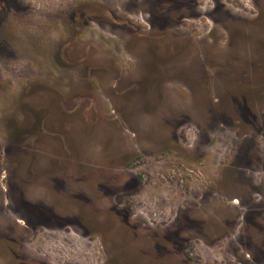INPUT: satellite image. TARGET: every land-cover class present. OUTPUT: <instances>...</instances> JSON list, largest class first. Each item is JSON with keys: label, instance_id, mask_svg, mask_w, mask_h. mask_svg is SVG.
<instances>
[{"label": "rangeland", "instance_id": "374dc122", "mask_svg": "<svg viewBox=\"0 0 264 264\" xmlns=\"http://www.w3.org/2000/svg\"><path fill=\"white\" fill-rule=\"evenodd\" d=\"M83 1L0 0V166L32 163L50 177L22 195L14 187L0 197V264H264V64L244 65L256 73L249 80L254 92L234 70L236 51L247 49L248 56L252 49L236 37V14L251 11L250 0H168L161 22L173 19L170 8L185 5L178 23L194 49L211 57L214 71L208 86L192 84L206 90L193 97L185 89L191 82L168 75L166 101L148 115L129 110L137 97L127 102L111 92L138 83L150 69H198L164 64L173 55L166 46L156 50L162 59L143 46L129 53L114 46L110 62L98 48L94 63L63 67L57 46L72 32L68 16ZM94 1L118 15L126 6ZM89 25L85 32L98 30L99 39V27ZM120 120L127 129L112 126ZM21 135L26 142L17 141ZM172 137L177 147L167 149ZM94 170L102 197L92 190ZM94 211L106 230L82 223ZM22 219L32 227L24 231Z\"/></svg>", "mask_w": 264, "mask_h": 264}, {"label": "flooded vegetation", "instance_id": "af4514ba", "mask_svg": "<svg viewBox=\"0 0 264 264\" xmlns=\"http://www.w3.org/2000/svg\"><path fill=\"white\" fill-rule=\"evenodd\" d=\"M169 3L170 2L168 0H126V6L122 11V15L115 13L112 8L99 5L98 2L94 0H85L83 2L77 3L72 14L68 16V22L69 25L72 26V32L69 33L68 36L63 37L57 46L60 48L58 57L60 63L65 68H73L79 64L94 63V58L97 59L95 56L98 54V48L99 50H103L102 52H104L105 55L102 56V58H104V62L107 63L109 59L111 61V54L113 53L114 46H122L127 53H129V49L132 47L137 48L138 46H143L146 47L148 51H150L149 53L154 52L155 54L157 48L161 49L162 46H166V51L173 53V55L164 60V64H185L188 70L191 68H197L198 71L196 73L193 71H176V73L174 72L170 74L169 72V74H163L159 71L153 72L151 71L152 69H150V71L146 73L138 83L132 82L133 84L130 83L129 85L131 86L126 87L124 90L117 89L111 92L115 95H123L125 101L130 99L134 100L137 97L139 104L135 105V109L133 107L129 109V105H124L123 109H126L127 107L129 110L141 112L144 115H148L150 112L157 111L158 105H163V102L166 101L165 96L167 95V90L164 88V83L168 81V75H174L176 79H185L191 82V86L185 88L187 91V96H204L206 91L205 88H202L201 90L196 88V91L194 88H192V84L202 82L207 86L209 85L207 82L210 80L209 74L210 72L213 74L214 71L210 70L211 57L204 55L202 50L199 51V49H194V40L192 39L191 35L186 34L185 30L181 28L183 27L186 29L185 26H182L180 23H178V21L182 20L183 16L181 12L185 8V5L178 4V6H180L179 9L170 8L168 11L170 14L169 16L173 19H167L161 22V14L165 9L164 6ZM249 3L251 6V11H244L243 14L242 12L236 14L240 25V31L236 33V37L239 38L237 42L239 43V46H243L244 44L246 46L250 45L252 49L249 50L248 56L245 55L247 53V49L236 51V65L234 70L235 79L240 81V84L244 83L246 87L249 86L251 92H254L255 88L251 86L252 84L249 80L254 78L256 73L250 71V67L249 71H247L244 65L245 63L257 62L259 64H264V0H250ZM97 18H99L101 21L98 22ZM90 23H94L95 26L97 25V27L100 29L99 31H101L103 34L99 36V39H96L97 35L95 34L98 30L90 31L89 34L85 32V29L90 28ZM119 33H121V36ZM113 37L120 39L118 44H114L113 40L111 39ZM201 42L204 43L203 41ZM202 43L201 45H204ZM197 45H199L198 42ZM74 53H77V55H74ZM157 58L162 59L160 55H157L155 59ZM92 59L94 60L93 62H91ZM195 61L198 63L197 66ZM160 62L162 61L160 60ZM191 74L194 75L192 76ZM231 74L232 72H228L229 76ZM261 76L264 78V73H262ZM91 102H93V100ZM88 105L93 106V104L90 103ZM94 105L96 104L94 103ZM207 106L210 107L208 104ZM90 109H92V107ZM111 124L113 127L119 125L117 128H128L126 122L123 120L111 121ZM40 126V124H37L33 127L37 129ZM21 133H23V131H21ZM26 139V135L17 137V141L22 143L26 142ZM174 140L175 141H173L172 137L169 142H167L165 147L167 149H175L177 147V140ZM15 154L16 153L13 155ZM21 154L23 156L24 154H27V151L23 149ZM128 155L129 148L123 152L122 158H127ZM5 156L7 160H10V158L13 159L12 155H9L8 153H6ZM33 159L37 160V157L35 156V158H33V156H30V160L32 161ZM35 163L36 161H34V164ZM13 164L14 162L12 161L11 164L6 163V167L0 166V197L3 195L5 198L6 194L3 192L6 193L8 191H12L14 187H17L16 189L21 192L22 195L23 192L27 191L33 183L39 180V178H43L48 175L46 173L48 172L47 169H39L35 168L34 166L31 167L32 163H30L29 167H16L13 166ZM77 170L79 171L77 172V180L82 182L83 174L81 173L85 170V168L79 167ZM97 170L104 172L110 171V169ZM97 170H94L96 172V174H94L95 178L91 175V182L93 185L92 190L101 192L100 196L102 197L104 189L101 187V184L98 183V175L100 172ZM43 171L46 172L42 173ZM64 172L65 170L63 169V171H58V174L61 173L60 175H63ZM226 173L227 171L225 173L224 171H221L222 176H224ZM95 180L96 183H94ZM16 189H13V191L15 190L16 192ZM12 194H14V192H12ZM80 198L85 199L87 205H90L87 196L80 195ZM76 201H78V198H76ZM240 202L241 201L237 203L239 204ZM23 203H25V205L32 204L29 201H23ZM113 211L115 213L123 214L124 220L127 221L126 225H128V227H135L132 225L133 223H129L128 217L126 218V214L124 212L114 209ZM92 213L93 214H88L87 219L83 220L82 223H84V225H92L93 228L90 229L101 228L106 230L109 227V224L103 221L100 223L97 220V211ZM132 221L136 224L135 220ZM19 223L22 224L24 231L32 227V224H30V222L26 219H22V221ZM140 231L141 229H139V232ZM133 234L137 235V233L134 232ZM140 234H144V232H141Z\"/></svg>", "mask_w": 264, "mask_h": 264}]
</instances>
